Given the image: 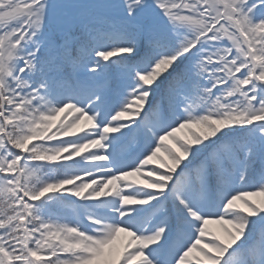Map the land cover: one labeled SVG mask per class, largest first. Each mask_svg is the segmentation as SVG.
<instances>
[{
    "label": "snow or ice",
    "instance_id": "6c2138e0",
    "mask_svg": "<svg viewBox=\"0 0 264 264\" xmlns=\"http://www.w3.org/2000/svg\"><path fill=\"white\" fill-rule=\"evenodd\" d=\"M0 264H264V0H0Z\"/></svg>",
    "mask_w": 264,
    "mask_h": 264
},
{
    "label": "rangeland",
    "instance_id": "374dc122",
    "mask_svg": "<svg viewBox=\"0 0 264 264\" xmlns=\"http://www.w3.org/2000/svg\"><path fill=\"white\" fill-rule=\"evenodd\" d=\"M211 225H213V227H214V231H218V229H219V225H215V224H211Z\"/></svg>",
    "mask_w": 264,
    "mask_h": 264
}]
</instances>
